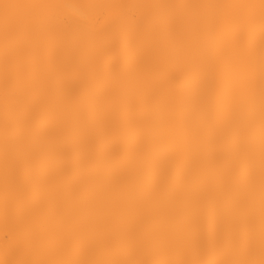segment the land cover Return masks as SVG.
<instances>
[{
    "label": "snow or ice",
    "instance_id": "obj_1",
    "mask_svg": "<svg viewBox=\"0 0 264 264\" xmlns=\"http://www.w3.org/2000/svg\"><path fill=\"white\" fill-rule=\"evenodd\" d=\"M0 264H264V0H0Z\"/></svg>",
    "mask_w": 264,
    "mask_h": 264
},
{
    "label": "bare ground",
    "instance_id": "obj_2",
    "mask_svg": "<svg viewBox=\"0 0 264 264\" xmlns=\"http://www.w3.org/2000/svg\"><path fill=\"white\" fill-rule=\"evenodd\" d=\"M63 3H77L80 2V0H61ZM161 2H172V0H161ZM3 239V233L0 232V240Z\"/></svg>",
    "mask_w": 264,
    "mask_h": 264
}]
</instances>
